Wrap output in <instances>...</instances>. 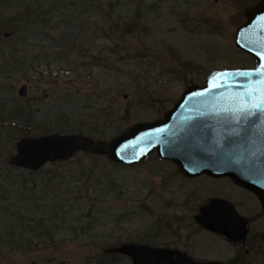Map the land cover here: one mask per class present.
I'll list each match as a JSON object with an SVG mask.
<instances>
[{
	"label": "rangeland",
	"instance_id": "rangeland-1",
	"mask_svg": "<svg viewBox=\"0 0 264 264\" xmlns=\"http://www.w3.org/2000/svg\"><path fill=\"white\" fill-rule=\"evenodd\" d=\"M43 1L57 13L39 28L29 24L27 39L0 31V264H131L110 249L163 236L161 220L181 210L168 198L199 202L172 163L151 154L121 166L78 151L29 174L9 158L22 137L81 133L107 141L161 116L211 69L250 66L233 42L242 1ZM20 10L14 2L0 14L10 19ZM40 187L45 198L25 195Z\"/></svg>",
	"mask_w": 264,
	"mask_h": 264
},
{
	"label": "water",
	"instance_id": "water-1",
	"mask_svg": "<svg viewBox=\"0 0 264 264\" xmlns=\"http://www.w3.org/2000/svg\"><path fill=\"white\" fill-rule=\"evenodd\" d=\"M245 15L234 43L255 58V66L211 70L203 84L192 83L182 92L165 117L136 122L107 141L81 133L22 137L9 158L10 166L36 171L47 161L66 160L78 151L133 165L155 151L187 177L205 172L248 178L252 165L264 167V1L246 9ZM18 94H26L25 84ZM148 251L135 243L110 249L130 255L132 264H144Z\"/></svg>",
	"mask_w": 264,
	"mask_h": 264
},
{
	"label": "flooded vegetation",
	"instance_id": "flooded-vegetation-1",
	"mask_svg": "<svg viewBox=\"0 0 264 264\" xmlns=\"http://www.w3.org/2000/svg\"><path fill=\"white\" fill-rule=\"evenodd\" d=\"M241 1V4L236 5L239 12L233 14L232 17V20L239 22L237 27L247 20L246 9L264 0ZM235 48L248 56L252 64L247 67L234 68H251L256 65L253 56L239 50L236 46ZM167 111L168 109L154 119L165 117ZM151 154L158 158L155 151L148 156ZM158 159L172 163L177 169L173 161ZM177 172L182 177L178 178L182 184H190V188L187 189L188 193L201 194L198 196L199 202L191 206L187 203V196L179 199L178 204L175 198H168L167 203L170 206L175 205L181 210L174 219L161 220L163 228L158 231L164 230L165 232L161 234L163 236L159 237V232H157L151 236V241L135 243L151 249L143 257L144 264H187L188 261L211 264H249L255 258L264 259V167L252 165L251 173L245 179L232 178L229 175L214 176L205 172L187 177L182 175L178 169ZM183 221L187 223L184 235L181 232ZM223 230L231 231V233L228 235ZM121 255L128 257L132 264L130 255Z\"/></svg>",
	"mask_w": 264,
	"mask_h": 264
},
{
	"label": "trees",
	"instance_id": "trees-1",
	"mask_svg": "<svg viewBox=\"0 0 264 264\" xmlns=\"http://www.w3.org/2000/svg\"><path fill=\"white\" fill-rule=\"evenodd\" d=\"M14 2H17L18 4H20L21 10L18 11L16 13V15L10 19H8V18H6L0 14V31H3L8 35H11L12 34L11 32L13 31L16 33L17 36L21 37V41H23L24 39H27L28 36L30 35V33H32V32H28V33L26 32V31H28L29 24H32L36 28H39V26L43 23L45 18H47V17L49 18L53 14L55 15V13H57V11L54 10V8L56 6L53 9H50L49 7H51V5L49 6V2L44 3L43 0H0V8L3 6H10ZM85 2H90V1L85 0ZM46 8H49V9L47 10ZM29 17L33 18L31 23H29L27 21V19ZM34 30H35V28L33 27V32H34ZM21 59L24 60V57L21 56ZM11 63L16 64L13 62V59L11 60ZM60 161H63V160H60ZM117 165H120V164H117ZM121 166H124V165H121ZM28 173L29 174H35L34 171H29ZM83 173H81V175ZM89 174H90V172H89ZM73 178H77V177H73ZM88 178H90V176ZM39 189H40L39 191H36L33 188L27 189V192L25 193V195H27V197L29 199H35V197H37L40 200L43 197L45 198V196H47V195H45L46 192L41 193V187ZM35 206H36V210L41 209L40 206H37V205H35ZM47 209H49L51 211V213H52V211H54V213L58 212V211H56V209H53V207H50V206H48ZM47 209L45 208V210L42 214L48 215ZM32 210H34V209L30 210L31 213H32Z\"/></svg>",
	"mask_w": 264,
	"mask_h": 264
},
{
	"label": "snow or ice",
	"instance_id": "snow-or-ice-1",
	"mask_svg": "<svg viewBox=\"0 0 264 264\" xmlns=\"http://www.w3.org/2000/svg\"><path fill=\"white\" fill-rule=\"evenodd\" d=\"M259 108V106H257Z\"/></svg>",
	"mask_w": 264,
	"mask_h": 264
}]
</instances>
